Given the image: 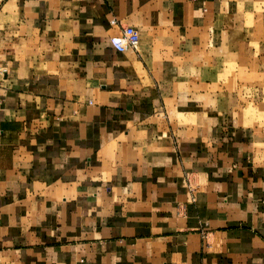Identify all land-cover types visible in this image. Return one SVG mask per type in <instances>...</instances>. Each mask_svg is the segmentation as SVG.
Returning a JSON list of instances; mask_svg holds the SVG:
<instances>
[{
  "label": "crops",
  "instance_id": "obj_1",
  "mask_svg": "<svg viewBox=\"0 0 264 264\" xmlns=\"http://www.w3.org/2000/svg\"><path fill=\"white\" fill-rule=\"evenodd\" d=\"M262 2L0 0V264H264V127L217 109Z\"/></svg>",
  "mask_w": 264,
  "mask_h": 264
},
{
  "label": "rangeland",
  "instance_id": "obj_2",
  "mask_svg": "<svg viewBox=\"0 0 264 264\" xmlns=\"http://www.w3.org/2000/svg\"><path fill=\"white\" fill-rule=\"evenodd\" d=\"M250 16L243 40L236 42L232 65L225 63V71H219L221 82L234 84L219 89V97L233 96V99L219 102L217 109L220 112L240 111L250 119L260 120L264 127V2L259 3ZM232 67L233 70L228 72L227 69Z\"/></svg>",
  "mask_w": 264,
  "mask_h": 264
},
{
  "label": "built area",
  "instance_id": "obj_3",
  "mask_svg": "<svg viewBox=\"0 0 264 264\" xmlns=\"http://www.w3.org/2000/svg\"><path fill=\"white\" fill-rule=\"evenodd\" d=\"M112 25L117 24V20L111 21ZM112 47L117 52H125L129 48H135L139 43L138 32L133 27H126L122 29L120 36H115L110 39Z\"/></svg>",
  "mask_w": 264,
  "mask_h": 264
}]
</instances>
